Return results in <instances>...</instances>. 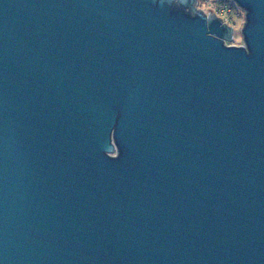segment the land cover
<instances>
[{
	"label": "water",
	"instance_id": "95a60500",
	"mask_svg": "<svg viewBox=\"0 0 264 264\" xmlns=\"http://www.w3.org/2000/svg\"><path fill=\"white\" fill-rule=\"evenodd\" d=\"M244 45L199 0H0V264H264V0Z\"/></svg>",
	"mask_w": 264,
	"mask_h": 264
},
{
	"label": "rangeland",
	"instance_id": "374dc122",
	"mask_svg": "<svg viewBox=\"0 0 264 264\" xmlns=\"http://www.w3.org/2000/svg\"><path fill=\"white\" fill-rule=\"evenodd\" d=\"M219 0H199L198 9L202 10L205 14L215 13L217 16L221 17L223 20L228 22L234 28V38L233 41L228 43L231 46H242L244 45L242 36V27L245 22V12L238 7L234 1L230 0L233 12L227 16H221L222 13L219 10ZM240 13V16L237 14Z\"/></svg>",
	"mask_w": 264,
	"mask_h": 264
},
{
	"label": "built area",
	"instance_id": "2783aa9c",
	"mask_svg": "<svg viewBox=\"0 0 264 264\" xmlns=\"http://www.w3.org/2000/svg\"><path fill=\"white\" fill-rule=\"evenodd\" d=\"M218 2H219V10L222 13L221 16H225V15L229 16L233 12V9L230 3L224 2L223 0H219ZM237 14L240 16V13H237ZM223 21L229 24L225 20Z\"/></svg>",
	"mask_w": 264,
	"mask_h": 264
},
{
	"label": "trees",
	"instance_id": "16d2710c",
	"mask_svg": "<svg viewBox=\"0 0 264 264\" xmlns=\"http://www.w3.org/2000/svg\"><path fill=\"white\" fill-rule=\"evenodd\" d=\"M223 1L231 4L230 0H223Z\"/></svg>",
	"mask_w": 264,
	"mask_h": 264
}]
</instances>
